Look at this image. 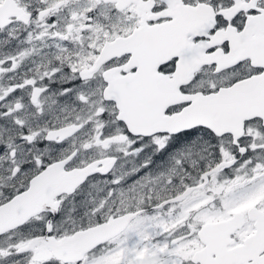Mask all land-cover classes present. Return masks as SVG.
I'll list each match as a JSON object with an SVG mask.
<instances>
[{"label": "snow or ice", "instance_id": "1", "mask_svg": "<svg viewBox=\"0 0 264 264\" xmlns=\"http://www.w3.org/2000/svg\"><path fill=\"white\" fill-rule=\"evenodd\" d=\"M0 264H264V0H0Z\"/></svg>", "mask_w": 264, "mask_h": 264}]
</instances>
